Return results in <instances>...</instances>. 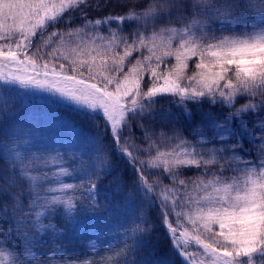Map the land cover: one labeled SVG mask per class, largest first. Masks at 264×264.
Listing matches in <instances>:
<instances>
[{"label": "snow or ice", "instance_id": "snow-or-ice-1", "mask_svg": "<svg viewBox=\"0 0 264 264\" xmlns=\"http://www.w3.org/2000/svg\"><path fill=\"white\" fill-rule=\"evenodd\" d=\"M110 2L0 0V264H264V0H139L90 16ZM245 96L261 102L236 107ZM26 99L92 130L50 117L75 143L41 149L19 116ZM85 216L108 227L94 223L81 252ZM156 230L163 254L148 247Z\"/></svg>", "mask_w": 264, "mask_h": 264}, {"label": "trees", "instance_id": "trees-1", "mask_svg": "<svg viewBox=\"0 0 264 264\" xmlns=\"http://www.w3.org/2000/svg\"><path fill=\"white\" fill-rule=\"evenodd\" d=\"M93 2H94V0H93ZM138 2H139V0H111V2L108 4V6L103 8L102 12L93 11V12L90 13V16L95 17L97 15H102V14H105V13H108V12L122 13L124 11L125 7H131V6H133L134 4H136ZM59 27L63 28L64 25H60ZM131 30L132 29H127V31H131ZM50 31H52V29H49V32ZM190 64H191V62H190ZM248 101H253V102L259 104L261 102V97H259V96L255 97V98L247 97V96L238 97L237 98L236 107H241L245 102H248ZM204 109L207 110L208 109V105H205ZM171 110L173 112H175L176 111L175 106H171ZM216 112L220 113L221 115H227L226 110H223V109H221L219 107H217ZM259 115H260V113H255V114H249V115L244 117V119L248 122L249 129H254L253 128V122H254L256 116H259ZM199 121H200V113L196 112L194 114V117H193L192 126H183L185 128L184 135L185 136H190L191 133H192L193 127L197 126L199 124ZM233 128L237 132H239L240 131L239 123L238 122L234 123L233 124ZM91 130L92 129L89 128L88 132H90ZM206 132H207L208 135H211V131L210 130L206 129ZM136 134L140 135V132H139L138 129L136 130ZM242 143H243V147H242L241 151L243 153H245V154L251 153L252 157L255 156V153H256V150H257V146L254 143H250L247 138H245ZM114 163H116L118 165V168H117L118 171L119 170H123L125 168V165L122 162H120V161H114ZM185 173H186V176L184 178L196 176V175L199 174L198 170L195 169V168L186 169ZM124 175H125V179H129L131 177V175H132L131 170L125 171ZM110 179H111L110 176L106 177L104 179V181H103V185H107L108 181ZM165 182L167 183V181H165ZM155 215H156L155 211H150V213H149L150 218H152L154 220ZM57 221H58V219H57ZM94 223H95L96 228L99 231H101V232H103L104 229L106 227H108V225H105L104 223H102L98 218H96L94 220V218H91L89 216H85L84 217L85 230L83 231V233L77 234V236L75 237V240H74V247L79 249V251H81V252L84 251L83 245L87 243V237L95 235V232L91 230ZM151 241H152L150 243L151 245L149 244L148 247L150 248L152 245H159V249H160V252L162 254L164 252H166L168 247H169V245H168V243H167L162 231H160V230H156V231H154L152 233ZM147 252H148V248H142L138 254L142 255L141 257H143V256L147 255Z\"/></svg>", "mask_w": 264, "mask_h": 264}, {"label": "rangeland", "instance_id": "rangeland-1", "mask_svg": "<svg viewBox=\"0 0 264 264\" xmlns=\"http://www.w3.org/2000/svg\"><path fill=\"white\" fill-rule=\"evenodd\" d=\"M19 116L25 121V123L38 129L39 134L33 138V142L41 149L53 146L60 147L61 143L65 146H67L70 142L75 143V138L72 135V128L54 127V124H50L49 122L50 117H56L58 119L62 118L64 121H69L78 129L82 128L86 133L90 128L88 121L84 117L68 107L37 103L27 99L19 112ZM2 167H4V165L3 162L0 161V168ZM58 221L56 220V223L59 227L63 222L59 219ZM48 250L47 245L39 249L41 252H46ZM138 256L142 255L138 254Z\"/></svg>", "mask_w": 264, "mask_h": 264}]
</instances>
